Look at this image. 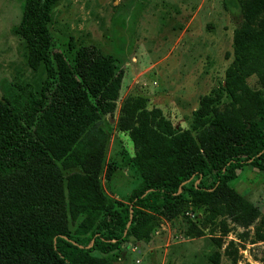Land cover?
Here are the masks:
<instances>
[{
  "label": "rangeland",
  "instance_id": "1",
  "mask_svg": "<svg viewBox=\"0 0 264 264\" xmlns=\"http://www.w3.org/2000/svg\"><path fill=\"white\" fill-rule=\"evenodd\" d=\"M23 4L0 0V79L32 83L39 95L45 67L29 66L27 43L16 30ZM246 26L263 27L264 10L246 19L239 0L58 1L49 24L50 56L59 53L73 66L79 48L94 46L123 71L119 97L115 110L83 133L80 161L0 174V215L11 226L47 219L74 232L84 214L72 216L70 202L88 196L126 203L142 184L130 133L146 115L155 120V109L175 134L189 132L199 147L226 132L214 125L192 128L204 95L221 93L213 105L227 124L258 120L264 60L244 79L238 100L225 89L234 33ZM137 102L141 106L132 109ZM92 255L89 264H264V170L245 166L209 197L186 193L171 210L153 216L148 240L131 237L117 251Z\"/></svg>",
  "mask_w": 264,
  "mask_h": 264
},
{
  "label": "trees",
  "instance_id": "2",
  "mask_svg": "<svg viewBox=\"0 0 264 264\" xmlns=\"http://www.w3.org/2000/svg\"><path fill=\"white\" fill-rule=\"evenodd\" d=\"M58 1L24 0L16 30L27 43L29 66L36 70L43 64L46 76L39 95L32 83L0 79V174L64 159L80 161L85 155L83 133L115 110L123 71H117L109 57L94 46L79 48L73 66L59 53L50 56L49 24ZM239 1L246 19L264 10V0ZM233 39L235 57L225 89L238 100L246 88L244 79L263 63L264 26L241 27ZM220 98L216 91L204 95L193 111V129L206 125L226 129L221 138L203 140L200 147L189 132L175 134L158 109L155 120L149 122L146 115L130 133L138 145L134 159L142 184L130 191L126 203L95 202L88 196L70 202L72 216L84 214L74 232L47 219L11 226L0 215V259L17 264H89L93 252L117 251L131 237L148 240L153 216L171 210L184 194L209 197L227 188L245 166L264 170V107H259L258 120L227 124L215 114L213 104Z\"/></svg>",
  "mask_w": 264,
  "mask_h": 264
}]
</instances>
